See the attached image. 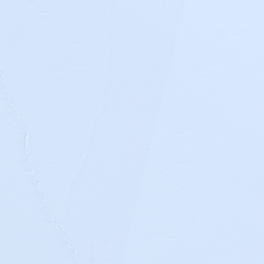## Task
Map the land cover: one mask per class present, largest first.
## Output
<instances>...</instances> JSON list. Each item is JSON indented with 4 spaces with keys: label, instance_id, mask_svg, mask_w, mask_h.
I'll list each match as a JSON object with an SVG mask.
<instances>
[{
    "label": "water",
    "instance_id": "95a60500",
    "mask_svg": "<svg viewBox=\"0 0 264 264\" xmlns=\"http://www.w3.org/2000/svg\"><path fill=\"white\" fill-rule=\"evenodd\" d=\"M0 264H264V0H0Z\"/></svg>",
    "mask_w": 264,
    "mask_h": 264
}]
</instances>
